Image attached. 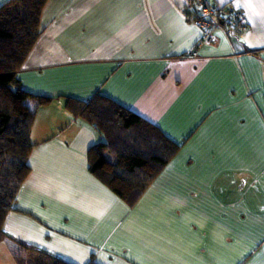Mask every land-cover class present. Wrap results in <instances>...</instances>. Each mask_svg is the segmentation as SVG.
I'll use <instances>...</instances> for the list:
<instances>
[{
  "label": "crops",
  "instance_id": "crops-1",
  "mask_svg": "<svg viewBox=\"0 0 264 264\" xmlns=\"http://www.w3.org/2000/svg\"><path fill=\"white\" fill-rule=\"evenodd\" d=\"M208 1L241 9L248 31L199 46L191 0L48 1L19 79L52 102L11 246L70 264H264V0ZM98 93L181 146L135 206L90 172L102 137L65 108Z\"/></svg>",
  "mask_w": 264,
  "mask_h": 264
},
{
  "label": "trees",
  "instance_id": "trees-1",
  "mask_svg": "<svg viewBox=\"0 0 264 264\" xmlns=\"http://www.w3.org/2000/svg\"><path fill=\"white\" fill-rule=\"evenodd\" d=\"M48 1L9 0L0 6V244L8 242L7 218L16 211L19 193L31 175L38 112L52 102L26 91L19 79L41 36ZM187 17L191 18L189 12ZM65 108L101 135L88 152L89 170L130 206L141 200L181 150L157 125L99 93L89 101L68 98ZM12 249L17 264H70L19 243Z\"/></svg>",
  "mask_w": 264,
  "mask_h": 264
},
{
  "label": "built area",
  "instance_id": "built-area-1",
  "mask_svg": "<svg viewBox=\"0 0 264 264\" xmlns=\"http://www.w3.org/2000/svg\"><path fill=\"white\" fill-rule=\"evenodd\" d=\"M190 5L195 13L188 19L201 31L199 46L216 43L221 31L232 37H242L250 27L249 18L233 4L213 5L207 0H191Z\"/></svg>",
  "mask_w": 264,
  "mask_h": 264
},
{
  "label": "rangeland",
  "instance_id": "rangeland-1",
  "mask_svg": "<svg viewBox=\"0 0 264 264\" xmlns=\"http://www.w3.org/2000/svg\"><path fill=\"white\" fill-rule=\"evenodd\" d=\"M55 115H57V113ZM51 118L54 119L52 115ZM37 129L41 130L40 126H38ZM41 131H37L38 138H45L44 133ZM37 136L35 139H33L34 142H36V140L38 139ZM0 264H17L13 256L12 246L9 242H3L0 244Z\"/></svg>",
  "mask_w": 264,
  "mask_h": 264
}]
</instances>
